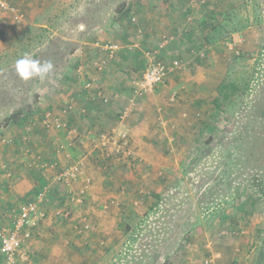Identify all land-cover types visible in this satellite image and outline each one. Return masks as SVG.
I'll return each mask as SVG.
<instances>
[{
	"label": "rangeland",
	"instance_id": "374dc122",
	"mask_svg": "<svg viewBox=\"0 0 264 264\" xmlns=\"http://www.w3.org/2000/svg\"><path fill=\"white\" fill-rule=\"evenodd\" d=\"M139 1L13 0L12 5L17 7L22 17L21 22H11L6 14L1 17L0 42L8 54L0 59V71L5 72L0 75V128L3 130L9 126L15 131L16 142L9 144L15 147V151L23 149L27 156L31 155V148H39L43 139L46 141L45 138H48L44 143L52 148L49 154L61 157L60 167L82 160L81 179L66 188H63L64 185H50L46 191L47 210L59 207L64 203L63 199L68 201L69 191L82 189L83 179L90 180L82 202L69 203V216L51 219L53 223L49 235L61 245L54 244L61 255L65 253L59 261H69L67 264H205V261L213 260L210 264H219L218 261H222L220 264H239V261L264 264V0L210 1L214 2L219 17L209 22L208 27L216 30L214 35L220 37L223 53L226 54L223 63L226 69L219 85L233 81L239 86L240 94L237 93L239 96L234 97L233 105L223 112L213 107V100L194 105L199 112L192 116L181 135L177 132L181 123H170L160 116L165 131L172 135L167 137L169 141L156 143L160 152L157 157L165 160L158 159L159 168L147 166L145 158L141 161L137 152L136 159L130 160L129 165L111 164L100 154L89 155L90 148L85 147L87 143L83 141L81 144L78 140H73L70 148L64 146L70 154L68 158L63 153H57L56 146L61 142L56 140L52 145L55 137L51 139V136L59 139L62 134L66 139L64 142L71 138L62 130L43 128L41 119L44 114L55 113L52 110L42 111L40 97H53L59 88L47 79L25 81L16 72V61L27 55L41 63L51 61L55 70L47 77H60L59 67L73 64L76 57L73 52L80 41L92 40L101 45L98 39L104 41L109 34L108 19L120 13L127 14L123 12L127 4L135 5ZM148 1L150 4L153 2ZM191 1L180 2L186 7ZM195 1L199 4L203 0ZM23 21L26 22L25 27ZM18 31V38L9 39L8 33L16 37L14 33ZM135 37L140 39L141 35ZM163 37L170 39L167 35L161 39ZM205 52L201 53V58H206ZM37 54L39 56L34 58ZM177 60L180 67L175 71L182 66V62ZM5 70H8V75ZM2 80L6 83L3 84ZM113 93L121 102L129 95L128 90H115ZM72 102L76 107V102ZM21 106L29 114L20 122L12 118V123L8 125L12 110ZM41 111L44 113L42 117ZM75 113L64 114L65 121ZM182 114L180 118H187V114ZM111 118L116 119V116ZM67 125L72 127L68 122ZM77 130L84 132L82 128ZM34 136L38 138L37 142H33ZM5 145L7 142L0 134V153L2 160L6 159L3 174L11 172L13 176L15 164L12 168L9 166L13 157L8 154ZM32 162L37 163L36 159L24 160L22 167L25 169ZM90 164L95 165L100 174H108L106 176L114 166L123 175L125 171H130L125 166L132 167L131 170L136 167L140 169L138 183L136 187L129 185L131 182L119 185V181H115L119 176L110 174L113 178H106L102 197L91 200L88 192L93 181L85 172V167ZM59 169L57 166L45 171ZM26 170L33 169L27 167ZM5 187L1 189L4 194L10 189ZM41 188L33 199L27 200L28 203L35 200ZM126 195L129 198L125 199ZM16 207L14 204L12 208ZM9 213L0 212V225L11 224ZM53 225L64 230L67 235L65 240L55 236ZM86 225L87 229L84 228ZM76 227L83 231L79 233ZM81 236L83 244L75 246L74 241ZM40 239L44 244L50 243L45 237ZM32 243L31 237V242L24 246L25 251L22 252L28 256L27 261L31 264L33 261L34 264H38L36 261H49L41 250H34ZM74 247L79 250L75 251ZM16 261L27 264L21 257H17Z\"/></svg>",
	"mask_w": 264,
	"mask_h": 264
},
{
	"label": "crops",
	"instance_id": "0c3cea01",
	"mask_svg": "<svg viewBox=\"0 0 264 264\" xmlns=\"http://www.w3.org/2000/svg\"><path fill=\"white\" fill-rule=\"evenodd\" d=\"M147 1L140 0L135 5L127 4V8L125 7L123 11L127 14L119 11L120 14L113 15L111 20L108 19L107 26L110 29H108L109 34H106V41L97 38L102 42L101 45L100 43H94L92 40L80 41L79 46L73 52V55L76 56L73 64L70 67L66 65L59 67L62 77L57 76L52 79L50 75L45 78V80L53 82L54 87H58L57 90L59 91H56L53 97L48 96L45 99L40 97V100L43 105V112L52 110L54 113H59L61 106L67 100L75 101L77 108H85V114H79L76 111L75 114L66 118L68 124L76 128H82V130L86 128L94 131L93 133H97L102 130L119 132L128 129L132 138V145L137 152V156L140 157L139 159L142 161L145 158L147 166L150 165V168L151 166L159 168L161 165L158 164V159H164L157 157L160 152L157 150L156 143L159 141L165 143L164 141H169L167 137L172 135L171 132L165 131L160 116H164L170 123H181L182 127H178L177 132L180 135L183 134V128L187 127L192 116L199 112L195 110L194 105L198 106L215 98L216 87L222 81L226 69H224L226 64L223 65L226 61V54L223 53L220 37L214 35L216 30L208 27L209 22L219 17L216 14L214 2L197 4V2L191 1L184 7V4L180 2L182 0H176L177 2L174 0H152L151 4L150 1ZM14 2L11 0V4L14 5ZM132 17L135 18V22H131ZM25 23L23 21V27H25ZM138 31L141 32L140 39L135 37L138 36ZM18 33L19 31L17 34L14 33L15 36L17 35L16 37H11V34L8 33L9 39L18 38ZM164 35H167L170 39L161 47V37ZM1 44L2 42H0V59L8 54L5 47H1ZM81 46L82 48H80ZM109 47L115 49L109 50ZM204 51H206V58H201V53ZM146 52L154 54L156 58L165 62L179 59L182 66L179 70L171 73L166 81L151 94L139 100L136 108L131 110L124 119L121 117L120 112L131 93L132 81L141 77L148 64L149 56ZM98 61L100 63L105 61L106 63V65L103 64L101 70L96 69L95 64ZM8 70H5L6 75L9 74ZM4 73L3 70L0 71V75H4ZM82 80L91 81L93 83L92 92L95 95H105L110 99L109 104L103 105L98 98L93 99L84 91H81ZM2 82L3 84L6 83L5 80H2ZM115 90H120V92L128 90L129 95L121 102L120 99H117V94L113 93ZM175 97L176 99H174ZM42 111L41 117L44 114ZM182 113L187 114V118H180ZM112 116H116V119H112ZM11 123L12 120L10 119L7 124ZM0 134L4 136V142H7L5 147L8 149V154L11 153L13 157L9 166L15 164L12 179H6L3 174V163L6 159L2 160V153H0V212L7 214L14 204L18 205L21 201L27 202L30 198L33 199L38 189L49 183L51 171H42L34 166L33 170H26L28 173H23L26 172L22 167L24 160L36 159L37 163H40V161L57 162V166L61 168L59 166L61 157L58 155L53 156V153L49 154L52 148L44 143L47 142L48 138H45L46 141L43 139L39 144V148L34 149L36 146L31 148L32 153L27 156L23 149L15 151V147L9 144L16 142L14 141L15 131L10 130L9 126L3 130L0 128ZM62 137L57 139L56 136H51V139H53L52 145L56 140L67 144L68 142H64L65 137ZM37 141L38 138L34 136L33 142ZM125 167L130 171H125L124 175L121 170H118L117 166L111 169L110 174L119 176L115 179V181H119V185L131 182L129 185L136 187L140 169L134 167L131 170L132 167ZM165 167L168 168L167 165ZM85 172L93 181V186L88 192L91 195V200L102 197L106 178L111 180L112 175L100 174L98 168L91 164L85 167ZM5 185L10 189L4 194L1 189L6 188ZM127 198H129V195L125 196V199ZM48 211L50 217L47 216L45 220L40 221L32 229V235L34 236H31L33 238L31 245L35 251L41 250L42 253L47 255L49 261L36 262L38 264H67L69 261H59L63 259L62 256H65V253L61 255L58 248L54 246V244L58 245V241L52 240L49 235L53 222L51 221V209H48ZM53 228L56 230L55 236H60L65 240L67 235L64 230L55 225H53ZM41 237H45L46 241L48 240L50 243L44 244L41 242ZM49 237L50 239H48ZM76 239L73 244L81 246L84 242L83 237H77ZM66 244H68V241H66ZM74 250H79V248L74 247ZM70 259L72 258L70 257ZM218 263L220 264L222 261H218ZM239 264L251 263L239 261Z\"/></svg>",
	"mask_w": 264,
	"mask_h": 264
},
{
	"label": "built area",
	"instance_id": "2783aa9c",
	"mask_svg": "<svg viewBox=\"0 0 264 264\" xmlns=\"http://www.w3.org/2000/svg\"><path fill=\"white\" fill-rule=\"evenodd\" d=\"M194 1V0H192ZM204 1L210 2L213 0H203L199 4H203ZM195 2V1H194ZM198 3V2H197ZM10 16V20L13 23L21 22L22 17L19 13L17 7L13 6L10 3V0H0V22L3 15ZM131 22H135V18H131ZM137 35H141L138 31ZM164 38V39H163ZM162 38V45L166 44L167 40L165 37ZM109 50L115 49L114 47H109ZM106 50V45H105ZM149 56V63L146 66V69L142 73L141 77L132 82L131 93L126 100L124 108L121 110L120 115L122 118L126 117L131 110L136 108L139 100L143 99L148 94H151L157 87L163 84L168 76L173 73L176 69L180 67V63L177 59L170 62H165L161 59L156 58L154 54L147 53ZM103 64L106 65L105 61H98L95 66L97 70H101ZM82 88L88 92L89 96L94 98L101 97V103L103 105H108L110 99L105 97V95L97 94L95 95L93 90V83L91 81H85L82 84ZM77 111L79 114H85L86 109L73 107V102L70 100L69 103L65 105L60 110V113L50 114L45 113L42 117V126L46 130H62L71 140L67 144L59 143L56 146L57 153H63L64 157L68 158L70 154L65 150V147H71L73 140H78L79 143L86 142V148H90V154L95 153L100 154L103 160L110 161L111 164H125L130 160L136 159V151L132 145V138L130 136L128 129H123L122 131H107V132H97L93 133L90 129L84 130L83 133L79 132L75 127H69L67 122L64 119V114H71ZM125 119V118H124ZM65 146V147H64ZM83 159V158H82ZM57 162L50 163H36L32 162L25 166V169L33 168L37 166L41 170L46 168L56 169ZM82 160L78 159L74 161L73 164L63 165L59 171H51L52 174L49 177V183L45 186H42L40 192L35 197V200L32 202L21 203L17 205L16 208L10 209L9 217L11 219V224L9 226L0 225V258L2 264H18L16 261L17 257H21L27 264H31L28 260V256L23 254L24 246L31 242L32 229L40 222L47 218L48 210L45 208V205L48 202L47 192L51 183L61 186L63 188L68 187L72 182L81 179L83 174ZM6 178H11V172H5ZM82 189L78 192L69 191V200L64 203L59 204L56 209L51 211L52 217H62L67 218L69 216L70 207L69 203H81L85 191L88 189L90 180L83 179ZM50 217V216H48ZM78 232L81 233L82 228L76 227ZM85 229L88 226H84ZM213 260L205 261V264L212 263ZM23 262V261H22Z\"/></svg>",
	"mask_w": 264,
	"mask_h": 264
},
{
	"label": "trees",
	"instance_id": "16d2710c",
	"mask_svg": "<svg viewBox=\"0 0 264 264\" xmlns=\"http://www.w3.org/2000/svg\"><path fill=\"white\" fill-rule=\"evenodd\" d=\"M41 31L45 32L46 29H41ZM67 55H66V57H67ZM38 56H39V54L34 55V58H37ZM86 81H88V80H86ZM84 82H85V80H82L81 83H84ZM216 89H217V96L213 99V107H215L220 112H223L224 110L227 109V107L229 108L230 106H232L233 103L235 102L234 97H238L239 96L237 94L238 92L240 94L239 86L233 81L224 83L223 85H218L216 87ZM80 90L84 91L87 95H89L83 88H81ZM28 114H29L28 112L24 111V106H21L19 109H16V110L12 111L11 114L9 115V118L10 119L13 118V120H16L17 122H20ZM157 254H158V251L153 255V258H152L153 261L156 260V255Z\"/></svg>",
	"mask_w": 264,
	"mask_h": 264
},
{
	"label": "clouds",
	"instance_id": "9594fccd",
	"mask_svg": "<svg viewBox=\"0 0 264 264\" xmlns=\"http://www.w3.org/2000/svg\"><path fill=\"white\" fill-rule=\"evenodd\" d=\"M81 28H83V26H81ZM15 69L19 77L25 81L32 78L44 80L53 72L54 65L51 61L41 63L39 60L32 59L25 55L16 61Z\"/></svg>",
	"mask_w": 264,
	"mask_h": 264
}]
</instances>
